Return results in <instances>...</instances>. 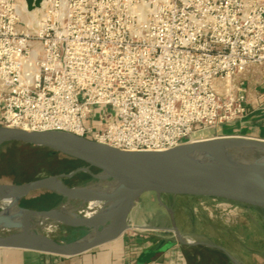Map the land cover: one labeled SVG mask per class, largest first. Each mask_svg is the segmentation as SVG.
Returning a JSON list of instances; mask_svg holds the SVG:
<instances>
[{
    "label": "built area",
    "instance_id": "built-area-1",
    "mask_svg": "<svg viewBox=\"0 0 264 264\" xmlns=\"http://www.w3.org/2000/svg\"><path fill=\"white\" fill-rule=\"evenodd\" d=\"M251 69L264 0H0V126L167 151L243 117Z\"/></svg>",
    "mask_w": 264,
    "mask_h": 264
},
{
    "label": "water",
    "instance_id": "water-1",
    "mask_svg": "<svg viewBox=\"0 0 264 264\" xmlns=\"http://www.w3.org/2000/svg\"><path fill=\"white\" fill-rule=\"evenodd\" d=\"M25 1L28 10L34 11L40 8L45 0ZM6 143L41 147L78 160L85 165L79 170L92 173L91 168H94L99 172H104L109 178L124 186L126 190L122 198H115L114 200L101 198L106 206H110L113 200L114 209H120L122 217L115 226L109 220L100 223L97 229L99 230L100 226L104 227L99 230L100 234L87 242L81 241L85 236L76 241L65 243L39 232L12 231L0 237V248L29 250L59 256H75L85 253L121 237L129 228V219L133 206L148 193L158 194V197L170 195L219 199L264 210L263 139L228 135L203 139L202 142L186 143L167 151L140 152L115 148L109 144L107 145L71 132L28 131L20 128L0 126V148ZM226 143L256 147L259 150L253 153L252 159L241 164L239 173L219 171L211 168V166L179 157V151L187 147L205 148L222 146ZM75 173L51 176L20 185L0 184V186H28L25 193L17 199L19 207H21L19 201L33 191H40L41 189L55 190L49 185L53 181L59 182L64 190L75 200H82L84 197L79 191L81 187L73 188L62 181L63 177H71ZM38 182H41V184H38ZM59 193L62 194L61 192ZM64 196L66 197V195ZM53 211L38 210L37 212L50 214ZM91 229L93 231V228ZM174 230L177 232L175 243L197 245L195 242L187 241L178 232L177 227ZM28 235L42 241L46 247L40 249L28 246L26 244Z\"/></svg>",
    "mask_w": 264,
    "mask_h": 264
},
{
    "label": "rangeland",
    "instance_id": "rangeland-1",
    "mask_svg": "<svg viewBox=\"0 0 264 264\" xmlns=\"http://www.w3.org/2000/svg\"><path fill=\"white\" fill-rule=\"evenodd\" d=\"M217 128L198 131L194 137L196 140L222 137V131ZM82 167L85 165L78 160L41 147L6 143L0 148V184L4 185H20L74 172L73 176L62 178L66 185L74 188L95 183L93 174L99 171L79 170ZM66 200L55 190L41 189L23 197L19 205L36 211H52ZM2 210L0 207V212ZM129 222L123 235L160 234L172 241H176L174 228L177 227L187 241L197 243L188 246L192 253L207 259L204 264H264L263 209L219 199L158 197V194L148 193L133 206ZM102 228L100 226L99 230ZM91 232L92 229L85 226L60 225L52 236L69 243Z\"/></svg>",
    "mask_w": 264,
    "mask_h": 264
},
{
    "label": "bare ground",
    "instance_id": "bare-ground-1",
    "mask_svg": "<svg viewBox=\"0 0 264 264\" xmlns=\"http://www.w3.org/2000/svg\"><path fill=\"white\" fill-rule=\"evenodd\" d=\"M258 150L256 147L228 143L205 148L191 146L181 149L179 157L211 166L219 171L239 173L241 164L252 159L253 153ZM94 178L95 183L79 188L84 197L82 200L72 198L59 182H51L50 187L66 195L67 200L50 214L39 213L17 205V199L25 193L28 186H0V207H3L0 212V237L12 231H28L39 232L54 238L52 234L60 225L85 226L93 228L92 233L81 240L87 242L100 234L97 229L100 223L109 220L115 226L122 217V211L114 209L113 200L122 198L126 188L109 178L104 172H98ZM101 198L113 199L111 205L106 206ZM26 244L40 249L46 247L45 243L31 235H28Z\"/></svg>",
    "mask_w": 264,
    "mask_h": 264
},
{
    "label": "crops",
    "instance_id": "crops-1",
    "mask_svg": "<svg viewBox=\"0 0 264 264\" xmlns=\"http://www.w3.org/2000/svg\"><path fill=\"white\" fill-rule=\"evenodd\" d=\"M242 83L248 99L247 113L221 125L217 131H222V136L264 140V75L251 69ZM192 251L188 244L175 243L160 234H132L75 256L0 248V264H204L207 261Z\"/></svg>",
    "mask_w": 264,
    "mask_h": 264
}]
</instances>
